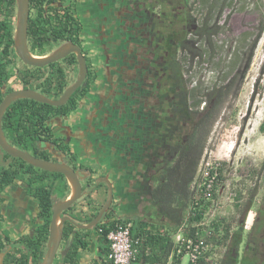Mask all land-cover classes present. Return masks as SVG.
<instances>
[{
	"label": "trees",
	"instance_id": "obj_1",
	"mask_svg": "<svg viewBox=\"0 0 264 264\" xmlns=\"http://www.w3.org/2000/svg\"><path fill=\"white\" fill-rule=\"evenodd\" d=\"M116 1H119L122 5L117 10L111 11L114 13L118 11L120 12L119 15L113 13L114 16H110L111 19L109 16H106V18L109 21L112 20L113 23H119L120 21L123 23V19H126L127 23L125 25L131 27L134 33L135 40L130 41L131 46L135 45L140 50L146 49L145 53L148 56L156 57V59L161 57V67L165 72L164 80H167L166 82L170 87L169 91L174 96L171 113L181 122L188 121L191 124L190 132L180 141L174 142L170 160L166 161L162 167H159V171H156L151 176V186L147 193L144 191L148 194L150 211L156 217L163 219L164 224L159 228L147 223L145 219H121L133 222L131 236L134 241H138L136 247L139 251L135 261L136 264H167L175 245L174 236L178 229L183 225H187L188 234L192 235L196 230L192 228V225L199 222L202 218L203 208H200V204L194 205L193 184L198 178L199 164L212 129L221 117L227 100L231 95H236L237 87L239 86L237 83L239 77L234 75L227 82H223L224 80L219 83L215 82L210 89L199 95L197 89L190 90L188 88L184 83L183 77L191 71L193 66L199 65L206 54L211 59L215 57L214 45L216 37L227 29L228 21L227 19L222 20V17L225 10L232 6L234 0H194L191 4H189V0H182V5H189V12L195 14L194 19L196 20L197 18L198 24L196 29L189 33L188 38L184 37L182 40L175 41L176 45L170 43L172 49L167 46L168 41L166 40L157 46L156 42L148 39L146 33L151 16L146 15L147 12L145 15L138 10L137 14L132 13V15H129L126 13L125 7L129 5V2L135 7L137 0ZM29 2L28 41L33 55L44 54L47 51L46 47L50 40L53 42L68 40L82 46L81 33L83 23L76 15L77 7L79 6L78 0H71L70 7L65 9L58 6L57 0H29ZM15 6V0H0V103L3 100V85L13 78L15 74L19 81L22 80L24 84L34 85V90L38 92L41 90V94L56 100L68 86L67 74L63 69L57 67L56 64L51 65V72L46 77H44V73L37 74V71H40L41 68L29 66L25 72L17 69V72L12 73L15 65L12 26V20L16 15ZM135 36L138 37L139 41H136ZM124 41L125 39L119 44L123 48L126 46ZM255 43L256 40L251 43L249 59ZM98 51L100 52V49ZM74 61L76 62V58L72 56L69 64L74 63ZM237 61H239V56L236 54L233 58L234 64ZM138 71L142 72L140 67H138ZM102 75L104 74L100 73V77ZM43 77L44 82L40 85L38 82ZM98 78L99 74L96 66L90 60L85 85L75 91L66 105L54 107L30 99L15 101L6 110L2 120V128L10 136L9 143L34 157L46 161L50 160L48 154L46 151H41L38 144H57L65 158L75 162L77 159L75 151L69 144L63 145V138L54 137L49 122L57 116L69 117L74 113L79 101L83 100L91 92V87L94 85L96 86L95 88H98L100 87L99 83L104 82V78L97 82ZM116 128L119 129L118 134L122 137H124L123 135L126 136V141H123L125 142L123 145L130 143L134 148L133 144L136 142L134 135H136L135 129L137 127L134 124L131 125V123L126 125L121 120ZM128 128L130 129L128 130ZM260 130L264 132V123L261 125ZM37 152H39V155L36 154ZM6 157L9 156L6 154ZM133 160L141 172L146 170V156L138 153L136 157L134 155ZM79 168L82 169L83 166L80 165ZM222 171L221 168L220 182L223 179ZM23 172L26 178L24 179L29 182V197L38 204L37 218L41 219L43 224L37 229L35 239L30 235H24L18 240L11 242L12 248L6 253L5 264L41 263L46 252V243L49 236L52 201H59L57 197L60 200H65L69 192L67 180L62 174L49 173L32 167L19 158L14 159L7 169L0 167V187L11 185L14 179H17ZM92 172V169L86 168L85 176H90ZM24 179L21 180L24 181ZM87 201L86 206L90 205V199ZM77 205L76 202L69 210L64 212V215L71 216L74 220V217L84 214L83 211H75ZM81 207L84 208L85 204L81 205ZM100 209L98 207L94 213L82 220L83 223L91 222ZM112 218L113 215L111 214V209H109L104 220L95 227L97 231L102 228L103 232L98 233L105 241L107 233L113 227ZM230 229L231 224L226 219L220 218L214 223L215 234L211 242L217 246L224 247L232 237ZM63 231L64 245L69 236L74 233L75 227L70 222H65ZM241 231L242 229L239 228L236 232H239L237 234L240 235ZM89 233L90 231L86 234L88 235ZM86 247L87 243L83 242L78 237L77 232H75L69 252L63 258L57 259L53 264H76L75 258L78 250L86 249ZM4 249H6L5 245L0 239V252ZM210 251L206 253L200 264H206ZM105 253L106 255L108 254V249ZM174 260L175 264L179 263L178 259Z\"/></svg>",
	"mask_w": 264,
	"mask_h": 264
},
{
	"label": "flooded vegetation",
	"instance_id": "obj_2",
	"mask_svg": "<svg viewBox=\"0 0 264 264\" xmlns=\"http://www.w3.org/2000/svg\"><path fill=\"white\" fill-rule=\"evenodd\" d=\"M57 1L58 6L64 9L70 7L69 4L71 0ZM135 4V7H133V5L129 2V5L125 7L126 13H128L129 15H132V13L137 14L136 12L138 10L144 15L147 12L146 15L148 14L151 16L149 18V28L147 30L146 35L148 36V39L150 41L153 40L154 42H156L157 46L162 42H165V40L168 41V43H172V40L169 38V29L172 27L173 22H175V20H177L182 14L184 16V20L190 22L196 21L192 17L191 12L184 11L186 6H178L180 8H177V13H173L170 12L167 7L163 6L164 1L148 0V2H146L137 0ZM15 8L17 12V4ZM157 10H159L160 12H158ZM156 12L158 13V15L156 14ZM12 26L14 40L16 28V15L12 20ZM191 26L192 30L196 29L195 24L192 23ZM192 32L193 31H190V33ZM135 38L136 41H139L137 36H135ZM131 40H135L133 29L127 31V33L125 34L124 42L126 46H124L123 48L121 45H116V47L110 54L109 60H111V63L109 65L111 69L110 74H112L111 78L108 80L107 77H104L105 83L98 88H95L96 86L93 85L91 87V92L83 100L79 101V105L77 106V109L74 113H72L69 117L57 116L53 118L49 122V126L51 127V131L55 138H63V145H70L72 141H81L82 138L86 137L87 135H104L106 127H108L109 130L112 129V131L110 130V132L116 134V131H113V129H115L114 127H118V122H121V120L123 121V123L125 122L126 125L127 123H131V125L134 124L135 127H137L135 129L136 135H134L136 141L133 144L134 149L136 151V154L141 153V155L147 157V161H145V174H143L139 178V180L142 181V185L144 184L145 186L144 191L147 193L152 183L151 176L156 173V171H159V167H162L166 161L170 160V154L174 142L180 141L181 139L187 136L188 132H190L191 130V128H189V126L191 127V124L188 121L181 122L171 113V106L174 102V96L171 95V92L169 91L170 87L166 82L167 80H164L165 72L161 67V57H158L156 59V57L154 58L152 57V55L148 56V54L145 53L146 49L143 48L142 50H140V48H137L135 45L131 46ZM68 43L73 42H70L68 40L53 42L52 40H50L49 44L46 47L47 51L44 54L33 55L30 51V45L27 37V46L30 54L40 58L49 56L50 54L55 52L59 47ZM79 47L81 48V52L85 57L88 69L85 80L79 87L81 88L86 83L90 60L93 61L98 73L99 70H101L102 65L103 68L106 69L107 58L106 55L103 54L104 57H100L97 63V60H95V56L87 51L84 43H82V46ZM95 52L98 54V56L99 54L102 55L101 51L99 52L98 50H95ZM72 56H75L76 62L74 61V63L69 64V60L72 58ZM13 58L15 60V65L12 73L17 72V69L21 70L22 72L27 71L28 65H25L18 58L15 53V50ZM52 64H56L57 67L63 69L64 72L67 74V88L77 81L79 67L75 54H69L62 60H59ZM52 64L41 68L40 71H37V74L40 75L41 73H44V77H46V75L51 72L50 67ZM138 67H140L142 72L138 71ZM143 72H145V74H143ZM44 77L38 82L40 85L44 82ZM18 79L19 78H17V75L15 74L13 78L8 80L3 85V99L7 94L17 90L29 89L37 93L41 92V90L40 92L34 90V85L32 86V84H24L22 80L19 81ZM10 81L12 82V85L8 86V83ZM69 100L67 101V103L69 102ZM14 103L15 101L12 102L10 105ZM63 118L65 119V121ZM187 128H189V130ZM129 129L130 128H128V130ZM3 132L7 142L9 143V134L4 130ZM38 145H40L39 147L41 151H46V153L48 154V157L50 159L48 161L63 162L69 165L75 171H78L80 175L85 177L87 167L83 166V168L81 169L79 168L80 164H77L76 162H72L71 160L65 158V156L60 152L59 147H57V144ZM11 146L17 148L14 145ZM36 154L39 155V152H37ZM8 156L9 157H6V153H2L0 167L7 169L12 163V161L16 159L14 157H11L10 155ZM24 172L19 175L17 179H14L11 185L4 186L3 188L0 187V239L6 248L0 253H5L4 258L6 256V253L12 248V241L18 240L24 235H30L32 238L35 239L36 231L41 226L40 225L35 228V230H33L31 234L21 233L17 235V237H14L13 233L9 232L6 229L7 225L5 224V218L6 212L8 211V204L6 203L8 201V193L6 194L7 189L11 188L15 184L22 182L24 183V188L27 192V195L29 196V182H26ZM21 179H24V181ZM86 181L87 179L85 177V179L82 181L84 187L87 184ZM34 219L36 221L41 220L37 218V215ZM41 222V224H43L42 220ZM239 228L242 229V231L240 232V238L242 241L245 240L244 250L246 251L248 248V243L252 239L251 232L247 234L246 231H243V227L240 224L238 225V229ZM253 229L254 228L252 227V230ZM245 234L247 235L245 236ZM60 251L61 250L59 249V252ZM4 258L3 262L5 264ZM240 264H245V260L241 259Z\"/></svg>",
	"mask_w": 264,
	"mask_h": 264
},
{
	"label": "rangeland",
	"instance_id": "obj_3",
	"mask_svg": "<svg viewBox=\"0 0 264 264\" xmlns=\"http://www.w3.org/2000/svg\"><path fill=\"white\" fill-rule=\"evenodd\" d=\"M78 1L81 8L95 3L90 2L92 0ZM159 1H164L163 6L173 13H177L183 2ZM193 2L189 0V4ZM121 5L116 0H103L101 3L102 8L112 10ZM188 7L184 11L189 12ZM194 15L192 13L193 18ZM224 19L228 21L227 29L216 37L215 57L211 59L206 54L202 62L183 77L188 88L197 89L199 95L215 82H227L234 75L239 77L237 93L227 100L204 151L221 163L224 196L214 200L217 202V221L226 219L231 224L232 234L224 247L213 244L206 264H240L241 259L245 264H264V132L260 130L264 123V0H234L232 6L225 10ZM192 23L198 24L197 21L184 20L183 14L173 22L169 29L172 45L189 37L190 31H194ZM254 40L256 43L249 59ZM171 44L167 43V46L172 49ZM236 54L239 61L234 64ZM11 85L10 81L8 86ZM26 198L27 201H35L28 196ZM239 224L247 234L251 232L252 239L246 251L245 240L242 241L236 232Z\"/></svg>",
	"mask_w": 264,
	"mask_h": 264
},
{
	"label": "crops",
	"instance_id": "obj_4",
	"mask_svg": "<svg viewBox=\"0 0 264 264\" xmlns=\"http://www.w3.org/2000/svg\"><path fill=\"white\" fill-rule=\"evenodd\" d=\"M93 1L95 3H90L85 8L78 6L76 15L83 23L81 38L87 51L95 56L97 63L100 57H104L103 54L107 58L106 69L101 66V70L98 72L99 74L100 72L104 74L102 77L99 75L98 82L104 77H107L108 80L111 78L110 54L116 45L122 43L125 39V34L131 30V27L125 25L127 23L126 19H123L124 24L121 21L119 23H113L112 20L109 21L106 16L110 18L116 13L119 15L120 12L115 11L114 13L109 7L102 8L101 3L103 0H92L90 2ZM96 49L103 51L102 55L99 54L98 56L95 52ZM104 83H99V85L102 86ZM117 126H119V122ZM114 128L113 131H116L117 134L110 132L112 129L109 130L106 127L104 135H87L81 141L74 140L71 142L72 148L75 149L74 151L77 155L75 162L93 170L90 176H85L87 179L86 183L96 187V193L91 195L90 205L87 204L88 206H86L87 200L90 199L89 195L84 196L77 202L78 205L75 207V211L78 210L76 208H79V211H83L84 214L74 217V221L78 224H88L83 223L82 220L94 213L98 207L102 208L106 202L108 183L113 187V199L110 207L113 215L112 219H145L147 223L160 228L164 224V220L156 217L148 207V194L144 192L145 186L139 180L140 176L145 174V172H141L133 160L134 155L136 157V151L130 143L123 145L125 143L123 141H126V136L123 135L124 137H122L118 134L119 130H116L118 128ZM120 142L122 145H119ZM68 186L69 192L65 200L72 193L69 183ZM83 189L88 191L86 187ZM6 194L8 195V201L6 202L8 211L6 212L5 224L7 225L6 229L13 233L14 237L21 233L31 234L35 228L42 225L41 220L36 221L34 219L38 213V205L35 201H27L26 196L28 195L24 188V183L20 182L13 185L7 189ZM57 198L59 201H63L59 197ZM83 204H85L84 208L81 207ZM89 231L90 233L87 235L88 231L77 230L78 237L87 243V247L86 249L78 250L75 258L76 264H110L105 253L108 249L106 241L95 228ZM64 246L63 244L61 245V251H63ZM63 257L58 254L55 261Z\"/></svg>",
	"mask_w": 264,
	"mask_h": 264
},
{
	"label": "water",
	"instance_id": "obj_5",
	"mask_svg": "<svg viewBox=\"0 0 264 264\" xmlns=\"http://www.w3.org/2000/svg\"><path fill=\"white\" fill-rule=\"evenodd\" d=\"M29 3V0H16L17 12L16 28L14 34V50L18 58L25 65L43 68L49 64L62 60L69 54H75L79 67L77 81L69 86L64 91V93L56 100L49 99L46 96L35 91L25 89L13 91L7 94L0 103V164L2 160V153H6L11 157L22 159L32 167L41 169L49 173L62 174L72 188L71 196L68 199L63 201H52V217L49 224V236L46 245V252L40 264H53L63 242L64 223L70 222L75 227V231L69 236L63 251H61L62 256H65L69 252L75 236V232H77V230H92L105 218L106 212L111 207L113 199V187L107 183L108 193L106 202L104 203L96 217L88 224H78L71 217L67 215L64 216L63 213L69 210L76 202H78L86 195H89V198L91 200V195L96 193V187L91 186L90 183L86 184L85 187L88 189V191H85L83 189L84 186L82 183L85 177L80 175L78 171H75L69 165L63 162H52L36 158L25 151L11 146L5 138L2 128V118L6 109L12 102L20 99H30L38 103L47 104L54 107L63 106L70 99L71 95L81 86V84L85 80L88 70L85 57L81 52V48L73 43L62 45L47 57L40 58L30 54L27 46L28 22L30 17ZM4 255L5 253H0V264H4Z\"/></svg>",
	"mask_w": 264,
	"mask_h": 264
},
{
	"label": "built area",
	"instance_id": "obj_6",
	"mask_svg": "<svg viewBox=\"0 0 264 264\" xmlns=\"http://www.w3.org/2000/svg\"><path fill=\"white\" fill-rule=\"evenodd\" d=\"M221 163L204 152L199 164L198 178L193 184L194 205H199L202 210V218L192 225L196 230L188 234L187 225L181 226L174 236V248L169 256L167 264H200L206 253L213 248L211 239L214 237V223L217 222V202L215 198L224 196V186L219 180ZM113 227L106 235L108 245L107 258L111 264H136L139 253L131 236L133 222L130 220L111 219ZM102 233V228H99ZM185 261V262H184Z\"/></svg>",
	"mask_w": 264,
	"mask_h": 264
}]
</instances>
